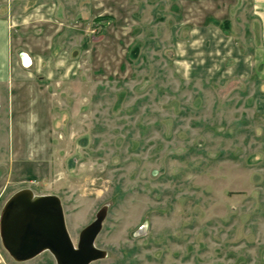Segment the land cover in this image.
<instances>
[{"label":"rangeland","instance_id":"1","mask_svg":"<svg viewBox=\"0 0 264 264\" xmlns=\"http://www.w3.org/2000/svg\"><path fill=\"white\" fill-rule=\"evenodd\" d=\"M0 17L45 97L41 153L23 162L33 152L5 140L11 89L0 87V217L30 189L61 199L75 246L107 206L95 241L107 257L91 264H264L252 0H0ZM0 264L56 261L16 262L0 237Z\"/></svg>","mask_w":264,"mask_h":264},{"label":"water","instance_id":"2","mask_svg":"<svg viewBox=\"0 0 264 264\" xmlns=\"http://www.w3.org/2000/svg\"><path fill=\"white\" fill-rule=\"evenodd\" d=\"M106 215L107 206L81 231L75 246L66 227L61 199L23 189L3 208L0 237L3 247L16 262H26L49 251L56 264H91L107 257V252L95 245Z\"/></svg>","mask_w":264,"mask_h":264},{"label":"crops","instance_id":"3","mask_svg":"<svg viewBox=\"0 0 264 264\" xmlns=\"http://www.w3.org/2000/svg\"><path fill=\"white\" fill-rule=\"evenodd\" d=\"M252 4L261 22V37L264 41V0H252ZM26 59L24 58L20 62L18 58L13 57L8 24L6 20L0 17V87L11 89L10 96L8 95L6 99L7 102L11 103L12 109V115L7 117L9 121L7 123L9 128L7 135L9 136L5 140L10 142V144L13 141V148L18 146L19 150L17 152H20L19 156L22 152H28V149L32 150L33 154L31 158L25 156L20 161L34 162L37 160L35 153H41L35 139L39 131L37 129L38 125L34 120L45 119L42 118L45 116V112L41 111L40 108L45 101V97L40 87L36 86L38 82L35 80L36 68L30 63L29 59ZM13 103L21 105V110L16 111ZM1 135L2 132L0 131V138ZM15 136H17L16 140ZM32 137L35 140L31 141Z\"/></svg>","mask_w":264,"mask_h":264},{"label":"bare ground","instance_id":"4","mask_svg":"<svg viewBox=\"0 0 264 264\" xmlns=\"http://www.w3.org/2000/svg\"><path fill=\"white\" fill-rule=\"evenodd\" d=\"M25 61V60H24Z\"/></svg>","mask_w":264,"mask_h":264}]
</instances>
